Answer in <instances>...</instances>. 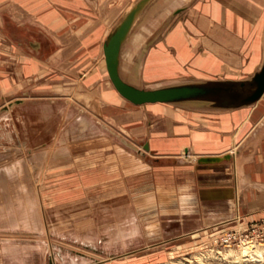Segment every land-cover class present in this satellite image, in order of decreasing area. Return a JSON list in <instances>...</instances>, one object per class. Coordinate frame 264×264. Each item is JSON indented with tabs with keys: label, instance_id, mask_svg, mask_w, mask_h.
<instances>
[{
	"label": "crops",
	"instance_id": "0c3cea01",
	"mask_svg": "<svg viewBox=\"0 0 264 264\" xmlns=\"http://www.w3.org/2000/svg\"><path fill=\"white\" fill-rule=\"evenodd\" d=\"M136 1L0 0V110L25 100L26 94L42 95L30 89L44 75H53L60 79L57 83L69 86L46 92L51 101L78 105L74 97L103 119L97 120L105 131H99L96 140L103 144L82 157L87 161L81 183L66 179L77 188H67L65 207L90 202L85 207L93 214L112 208V216L119 218L127 209L133 224L129 231L159 242L264 221V96L253 106L228 111L162 103L135 106L108 81L105 40ZM263 62L264 0H157L123 47L121 73L130 84L155 89L160 87L151 82L175 77L179 79L161 87L246 80ZM20 105L0 113V137L5 138L0 142L5 162L1 167H8L11 150L19 154L18 160L33 161L35 168L43 162L51 166L57 162V134L54 139L46 129H27L25 107ZM234 148L230 160L198 162L201 157L230 155ZM45 179L52 184L57 172ZM57 198L51 192L44 199ZM39 216L34 226L22 221L8 232L45 234L42 206ZM73 252L60 255L51 242L0 240V264L94 263L92 257Z\"/></svg>",
	"mask_w": 264,
	"mask_h": 264
},
{
	"label": "rangeland",
	"instance_id": "374dc122",
	"mask_svg": "<svg viewBox=\"0 0 264 264\" xmlns=\"http://www.w3.org/2000/svg\"><path fill=\"white\" fill-rule=\"evenodd\" d=\"M185 18L182 19L183 22ZM155 69H157L156 63L153 70ZM52 76L44 75L37 81L36 88L30 89L41 90L42 95L26 94L23 96L25 101L20 106L25 107L27 129H46L48 133L55 134L54 139L58 136L57 162H53L51 166L50 163L43 162L41 167L35 168L36 164H33V161L18 160L19 154L11 150L8 167L2 168L5 162L0 158V240L24 244L29 240H36L48 246L51 242L52 247L57 248L58 254L67 257L70 254L74 255L73 251H77L92 257L93 264H264L262 234L249 236L232 247H225L221 242L225 234L235 230L243 232L252 224H262L264 221L253 222L246 227L237 226L223 232L203 230L159 242L154 238H144L140 236L141 234L137 235L129 231L133 224L127 209L121 210L122 216L119 218L112 216V208L102 211L99 209L102 215L93 214L88 207H85L90 202L79 201L74 202L71 208L65 207L64 193L67 188H77L76 184L67 185L66 179L67 177L70 181L77 179L81 183L83 166L87 161L84 162L82 157L89 156L87 150L92 146L103 144L96 140L99 138V131H103L104 128L97 120L101 117L88 109L81 100L73 97L78 105L66 104L61 99L56 102L51 101L46 92L66 90V85L69 86V84L57 83L60 79L51 78ZM75 79L73 77V80ZM178 79L176 77L171 80L159 79L151 82L150 85L161 87L165 85L164 83ZM108 81L111 82L109 78ZM73 88L79 89L77 83ZM82 93L84 92L79 91L77 95L83 99ZM18 106L16 105L11 111ZM80 108H84L87 115L82 116ZM81 117L88 119L83 123L78 120ZM35 119L37 121H34ZM4 140L5 138L0 137L1 143ZM230 155L232 158L235 154ZM181 158L194 160L187 155H182ZM55 172H57V179L49 184L48 178V182L45 183V178ZM78 186L80 187L81 184ZM51 192L58 194L56 202L44 199ZM40 205L46 213V217L43 218L47 231L45 234L30 236L8 232L9 228L17 229L15 227L22 221H29L31 226L37 224L40 220ZM116 229H122V231L116 232ZM88 239L96 242V247L92 248V243H88ZM250 245L253 250L260 251V257L252 254L249 257L245 254L243 257L241 253ZM44 250L45 253L49 252V248ZM79 264L83 262L79 261Z\"/></svg>",
	"mask_w": 264,
	"mask_h": 264
},
{
	"label": "water",
	"instance_id": "95a60500",
	"mask_svg": "<svg viewBox=\"0 0 264 264\" xmlns=\"http://www.w3.org/2000/svg\"><path fill=\"white\" fill-rule=\"evenodd\" d=\"M157 0H137L125 12L110 31L104 43L107 73L116 91L135 106L149 104H179L208 110H235L255 105L264 96V62L261 68L246 80H204L188 84H178L160 88H141L127 82L121 73V54L133 30L148 8ZM35 48L39 43L33 44ZM25 100H17L5 106L0 113L8 112ZM118 136V135H117ZM119 137V136H118ZM122 142L132 150L144 152L131 142ZM148 146L145 147V150ZM188 153V150H187ZM231 155L201 157V164L221 163L230 160Z\"/></svg>",
	"mask_w": 264,
	"mask_h": 264
},
{
	"label": "built area",
	"instance_id": "2783aa9c",
	"mask_svg": "<svg viewBox=\"0 0 264 264\" xmlns=\"http://www.w3.org/2000/svg\"><path fill=\"white\" fill-rule=\"evenodd\" d=\"M258 233L264 236V223L252 224L251 226L245 228L243 232L241 230H235L225 234L221 238V242L225 247H232L238 245L239 242H242L241 240H246L249 236H253Z\"/></svg>",
	"mask_w": 264,
	"mask_h": 264
},
{
	"label": "bare ground",
	"instance_id": "6f19581e",
	"mask_svg": "<svg viewBox=\"0 0 264 264\" xmlns=\"http://www.w3.org/2000/svg\"><path fill=\"white\" fill-rule=\"evenodd\" d=\"M236 152V148H234L233 150H232V152H231V154H234ZM187 154V153H186ZM195 156V155H194ZM188 158H193V157H191V156H187ZM195 159H197V157L195 158ZM247 246V245H246ZM251 246V245H250ZM250 246H248V247H245L244 248V251L241 253L242 255H243V257H245V256H248L249 257V255H254V256H257V257H260L261 256V253H260V251L258 250V249H256V250H253L252 249V246L250 247ZM234 254V253H233ZM236 254V253H235ZM245 254H247V255H245ZM238 255V254H237ZM245 255V256H244ZM225 256H228L227 254H225ZM252 257V256H251ZM193 259V258H192ZM184 260V259H183Z\"/></svg>",
	"mask_w": 264,
	"mask_h": 264
}]
</instances>
